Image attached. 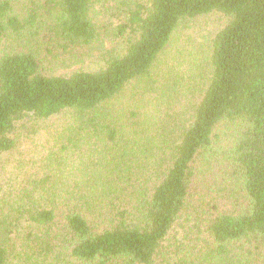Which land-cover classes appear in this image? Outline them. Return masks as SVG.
Segmentation results:
<instances>
[{"label": "trees", "instance_id": "trees-1", "mask_svg": "<svg viewBox=\"0 0 264 264\" xmlns=\"http://www.w3.org/2000/svg\"><path fill=\"white\" fill-rule=\"evenodd\" d=\"M55 117L0 199V264H264V0H0V156Z\"/></svg>", "mask_w": 264, "mask_h": 264}, {"label": "rangeland", "instance_id": "rangeland-1", "mask_svg": "<svg viewBox=\"0 0 264 264\" xmlns=\"http://www.w3.org/2000/svg\"><path fill=\"white\" fill-rule=\"evenodd\" d=\"M218 15H208L196 20L193 27L183 30L171 47V54L175 53L178 48H181L183 55L189 59L190 52L194 51V45L205 46L206 40L204 34L210 35V32L217 26ZM108 46V45H107ZM167 55V58H170ZM172 58V57H171ZM185 58V57H184ZM103 59L101 55L93 53L85 56L84 59L77 58L75 61L71 58L62 59L61 62L52 63L53 70L56 74H69L75 69L94 70L102 65ZM157 101V100H155ZM151 98H147L144 102L146 109L148 108L151 116L153 112V102ZM59 118L55 117L48 120H37L26 122L24 127L19 130V140L17 148L11 153H5L0 156V199L5 197V194L14 189L21 188L25 180V166L24 161L34 162L40 164L43 158L47 155L48 150L53 145V131L59 125ZM192 222H187L183 225L178 224L172 232V240H180L188 242L187 236L194 238L197 236V225L201 220V215L195 222L196 215L191 210ZM174 240V241H175ZM173 241V242H174ZM168 248H172V244H168ZM173 249V248H172Z\"/></svg>", "mask_w": 264, "mask_h": 264}]
</instances>
